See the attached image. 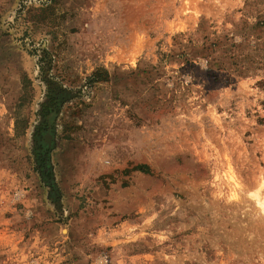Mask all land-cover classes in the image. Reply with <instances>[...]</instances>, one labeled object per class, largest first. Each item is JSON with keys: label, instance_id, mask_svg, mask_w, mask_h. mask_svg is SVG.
Wrapping results in <instances>:
<instances>
[{"label": "rangeland", "instance_id": "rangeland-1", "mask_svg": "<svg viewBox=\"0 0 264 264\" xmlns=\"http://www.w3.org/2000/svg\"><path fill=\"white\" fill-rule=\"evenodd\" d=\"M259 199L264 0H0V264H264Z\"/></svg>", "mask_w": 264, "mask_h": 264}, {"label": "trees", "instance_id": "trees-1", "mask_svg": "<svg viewBox=\"0 0 264 264\" xmlns=\"http://www.w3.org/2000/svg\"><path fill=\"white\" fill-rule=\"evenodd\" d=\"M138 168H139V170H141L142 172H145V173L150 172V171H149V167H146V166H140V167H138Z\"/></svg>", "mask_w": 264, "mask_h": 264}, {"label": "bare ground", "instance_id": "bare-ground-1", "mask_svg": "<svg viewBox=\"0 0 264 264\" xmlns=\"http://www.w3.org/2000/svg\"><path fill=\"white\" fill-rule=\"evenodd\" d=\"M258 204L262 207V209H264V200H258Z\"/></svg>", "mask_w": 264, "mask_h": 264}]
</instances>
